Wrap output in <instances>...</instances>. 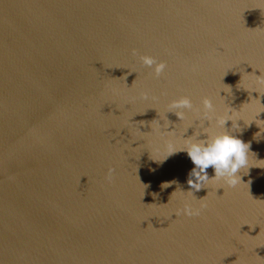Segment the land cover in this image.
<instances>
[{
	"label": "water",
	"instance_id": "1",
	"mask_svg": "<svg viewBox=\"0 0 264 264\" xmlns=\"http://www.w3.org/2000/svg\"><path fill=\"white\" fill-rule=\"evenodd\" d=\"M258 76L264 0H0V264H264ZM182 96L237 110L236 187L193 196L186 152L166 157L168 141L223 131L169 112ZM186 203L207 207L176 215Z\"/></svg>",
	"mask_w": 264,
	"mask_h": 264
},
{
	"label": "clouds",
	"instance_id": "2",
	"mask_svg": "<svg viewBox=\"0 0 264 264\" xmlns=\"http://www.w3.org/2000/svg\"><path fill=\"white\" fill-rule=\"evenodd\" d=\"M132 55H137L135 49L132 50ZM139 60L145 67L152 70V75L156 78H159L167 68L165 62L158 61L152 56L141 55L139 56ZM257 83L264 86V77L258 76ZM161 95H166V92H162ZM140 98L145 100L149 99V92H141ZM151 99L155 100L157 97L151 96ZM261 107L264 108V105H261ZM184 110L199 113L202 116L203 123L207 121V127L214 124L216 128L223 129V131L211 133L205 131L203 132V139L198 138L201 134L195 135L194 138H192V135L186 138L185 146L179 150L175 148L171 141H168L165 144V149L167 151L166 157L177 151H184L191 163L194 165V168L189 174L190 178L187 180V184L191 189L188 192L193 195V191H199L201 188H206L205 185L209 182V180L222 182L230 188H234L238 184L242 183L239 173L242 170H247L249 167V144L245 143L237 136L230 134L225 127L229 121L231 122L232 127H239L237 122L241 120L237 115V110L228 107V110L225 113L217 114L212 100L208 97L202 98L200 108L194 107L192 100L188 96H182L171 101L169 104V112L174 113L180 121L185 118ZM257 115H259V113ZM169 123L170 122L165 116L163 126L158 123V128L162 129L163 127L164 129H167ZM165 132L170 135L172 131ZM209 167L214 169V176L211 178L207 173V169ZM114 171L115 169L113 168L108 169V173L106 175V180L108 182L112 181V174ZM168 186L169 184L167 183L164 185V187ZM206 207V204H201L200 208H193L190 204L186 203L182 209L177 210L176 215L183 214L189 217L199 216L201 214V210Z\"/></svg>",
	"mask_w": 264,
	"mask_h": 264
}]
</instances>
